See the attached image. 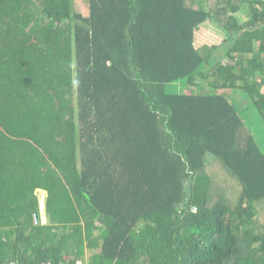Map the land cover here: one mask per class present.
Instances as JSON below:
<instances>
[{
	"label": "trees",
	"instance_id": "16d2710c",
	"mask_svg": "<svg viewBox=\"0 0 264 264\" xmlns=\"http://www.w3.org/2000/svg\"><path fill=\"white\" fill-rule=\"evenodd\" d=\"M83 1L0 0V264H264V0Z\"/></svg>",
	"mask_w": 264,
	"mask_h": 264
},
{
	"label": "rangeland",
	"instance_id": "374dc122",
	"mask_svg": "<svg viewBox=\"0 0 264 264\" xmlns=\"http://www.w3.org/2000/svg\"><path fill=\"white\" fill-rule=\"evenodd\" d=\"M214 2L215 0H209V4H214ZM204 26L205 27L201 30L202 35H199V44L208 42L211 44V46H219L224 42L225 38L227 37V34L224 32V30L219 27L214 28L208 24H205ZM186 92L189 93V90ZM223 94L228 98H231L230 101H233L234 98L230 92H224ZM234 105L243 118V121L246 123V127L249 129L252 137L259 143L258 145L264 152V126L261 123L258 115L255 113V110L251 108L250 102L246 98H243L242 100L235 99ZM206 162L208 163L206 172L213 177L214 189L217 191L216 195L222 196V198L225 199L228 204L230 203L233 207L235 201H238V197L241 193V185L236 180V178L234 180L231 179V176L225 171L226 169L223 167V165L212 156L207 155ZM43 196L44 195L42 193H39L38 199L40 200ZM44 201L45 199L42 198L43 207ZM43 207L42 211H44ZM257 213L258 215L252 221V225L260 227L264 224V205L262 203L258 206ZM87 254L89 255V253Z\"/></svg>",
	"mask_w": 264,
	"mask_h": 264
},
{
	"label": "crops",
	"instance_id": "0c3cea01",
	"mask_svg": "<svg viewBox=\"0 0 264 264\" xmlns=\"http://www.w3.org/2000/svg\"><path fill=\"white\" fill-rule=\"evenodd\" d=\"M39 193H42L44 195L42 198H44V199L46 198V193L45 192L39 191ZM42 198L39 200L41 221H42V223H46V217H45L44 211H42V207H43ZM43 210H44V207H43ZM87 253H89V252H87ZM89 255H90V253H89ZM86 256H88V254H86ZM78 264H81V263H78Z\"/></svg>",
	"mask_w": 264,
	"mask_h": 264
},
{
	"label": "built area",
	"instance_id": "2783aa9c",
	"mask_svg": "<svg viewBox=\"0 0 264 264\" xmlns=\"http://www.w3.org/2000/svg\"><path fill=\"white\" fill-rule=\"evenodd\" d=\"M34 221L36 222L35 218H34ZM4 264H22V263H19L17 261H11V262H7V263H4ZM42 264H52V263L48 262V263H42ZM58 264H64V263H58Z\"/></svg>",
	"mask_w": 264,
	"mask_h": 264
}]
</instances>
